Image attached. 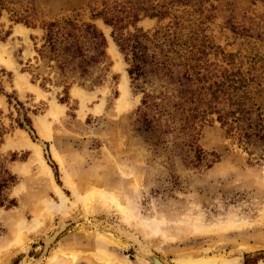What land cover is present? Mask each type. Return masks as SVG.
Instances as JSON below:
<instances>
[{"label":"rangeland","instance_id":"rangeland-1","mask_svg":"<svg viewBox=\"0 0 264 264\" xmlns=\"http://www.w3.org/2000/svg\"><path fill=\"white\" fill-rule=\"evenodd\" d=\"M198 1L174 3L168 17L141 18L135 27L153 32L172 26V32L178 22V36L200 59L196 70L240 75L264 112V0ZM101 2L0 0V170L13 178L1 193L0 216L17 217L27 227L20 234L17 223L0 219V264H41L56 247L66 252L53 264H103L91 251L141 264L139 243L166 264L185 255L264 264V156L227 136L216 115L183 131L184 115L172 103L163 106L162 117L142 107L143 94L131 85L111 27L94 17ZM63 20L91 24L105 39L103 62L84 77L61 72L49 50L41 49L43 24ZM109 39L121 65L107 53ZM122 70L127 87L121 100ZM159 86L145 88L155 96ZM24 138L39 147L64 204ZM60 220L67 227L47 247L44 240ZM33 221L44 223L37 236L28 233ZM24 238L29 243L20 250L17 241Z\"/></svg>","mask_w":264,"mask_h":264},{"label":"trees","instance_id":"trees-1","mask_svg":"<svg viewBox=\"0 0 264 264\" xmlns=\"http://www.w3.org/2000/svg\"><path fill=\"white\" fill-rule=\"evenodd\" d=\"M150 1L102 0L101 10L94 14L111 27V37L127 65L131 85L143 94L141 106L153 108L162 117L165 113L161 111L163 106L172 103V107L180 111V116L184 115L183 131H191L198 119L216 115L227 136L264 156V112L253 102L244 79L235 73L216 75L204 69L206 72L201 74L196 70L200 69V59L194 57L192 47L188 48L178 36V22L173 23L172 32V26L165 31L153 32L135 27L141 18L162 20L168 17L174 3L185 4L189 0L156 4ZM20 21L28 24L24 19ZM129 26L132 31H128ZM42 29L45 34L41 49L49 50L61 72L70 69L84 77L90 68L103 62L105 39L93 25L63 20L43 24ZM154 82L160 85L155 96L145 88L154 86ZM149 115L150 112L144 113L143 120ZM23 120L30 125L26 115ZM12 179L5 170H0V204L1 193Z\"/></svg>","mask_w":264,"mask_h":264},{"label":"bare ground","instance_id":"bare-ground-1","mask_svg":"<svg viewBox=\"0 0 264 264\" xmlns=\"http://www.w3.org/2000/svg\"><path fill=\"white\" fill-rule=\"evenodd\" d=\"M107 53L108 55L115 61V66H118V65H121V61H118L119 58H120V55L118 54L117 52V49L115 47V45L113 44V42L111 41V39H109V44H108V48H107ZM118 61V62H117ZM123 65V64H122ZM114 66V69L116 68ZM120 87L122 88V95L120 96V99L122 100V98L125 96V89L127 87V76H126V73L125 71L122 70V78H121V82H120ZM75 90V89H74ZM74 93L76 95L79 94V91H74ZM121 94V93H120ZM25 140V138H24ZM25 143H26V147H28L29 149H32L33 150V157H34V160L36 162H38V164H40L41 166V170L46 174L48 180H49V183L51 185V187L53 188V190L56 192L57 196L59 197V200H60V204H64L65 201H66V198L63 196V194L61 193L60 189L57 187V185L54 183L53 179H52V173H51V170L50 168L44 163L43 159L41 158V155H40V151H39V147H37L36 145H34L28 138H26L25 140ZM7 146H9V143L7 144ZM74 191V189H73ZM100 192V198L102 199L101 202H99V204L97 205V209L101 210L103 208H105V196L103 195V191H99ZM89 199V198H87ZM90 201V199H89ZM86 203V202H85ZM92 203V202H90ZM96 203V202H95ZM87 204V203H86ZM54 205V203H53ZM88 205V204H87ZM107 205V204H106ZM55 206H59V204L55 205ZM89 206V205H88ZM46 207V206H45ZM51 207V206H50ZM86 207V205H85ZM90 207V206H89ZM47 208V207H46ZM52 208V207H51ZM49 209V208H48ZM54 209V208H52ZM52 209L49 211L48 215H50V212L52 211ZM64 209V208H63ZM93 209V207H92ZM46 210V209H45ZM90 210V209H89ZM105 210V209H104ZM102 211V210H101ZM45 212V211H44ZM47 212V211H46ZM54 212V211H53ZM56 209H55V213H56ZM54 214V213H52ZM51 214V215H52ZM46 215V214H45ZM45 216V217H48ZM49 216V217H52V216ZM16 220L14 218H10V216L8 217V215H4V216H0V219L2 220H8V223L9 224H15L17 223V229L19 231V233L21 234V230H27V227L24 226V222L21 221V220H18L17 217H15ZM14 220V221H13ZM44 220V219H43ZM125 222L128 224V226H131V224H129V221L127 218H124ZM43 222V221H42ZM40 222H36V221H33L31 224H30V227L28 229V233H32L33 236H37L38 233H41L42 231H40V225L44 224H40ZM14 226V225H13ZM44 226V225H43ZM42 226V227H43ZM67 227L66 223H64L63 221L60 220L58 226L56 227V232L54 234V236L52 237H48L46 240H44L46 246L48 247L52 242L55 241L56 239V236L60 233H62L65 228ZM134 227H136L134 225ZM137 230V229H136ZM12 231L14 232V229H12ZM26 232V231H25ZM23 233V232H22ZM15 234V232H14ZM25 235V234H24ZM15 236V235H14ZM17 236V235H16ZM21 237H23L21 235ZM26 237V236H25ZM28 237V235H27ZM98 238L100 239H103L104 241L108 242V243H113V244H116L117 246H121V247H127L128 244H125V242L123 243L120 239L118 238H114L113 236L111 235H103V234H99L97 235ZM14 238V237H13ZM46 238V237H45ZM120 238V237H119ZM27 239V238H26ZM26 239L24 238V240H20L18 239L17 241V244L16 246H19L20 250H23L27 247L28 243H29V239L26 241ZM163 242V241H162ZM151 242H147V244H150ZM15 244V243H14ZM125 244V245H124ZM242 246V245H241ZM153 247V246H152ZM16 248V247H15ZM154 248V247H153ZM242 248V247H241ZM17 250V249H16ZM137 250V255H136V258L137 260L141 263V264H166L164 261H162L160 258L156 257L153 252L150 251V249H148V247L144 244H141L139 243L138 244V248L136 249ZM66 252V251H65ZM64 250H62L61 248L59 247H56L54 249H52L49 253V255L47 256V258H45V262L41 263V264H53V262L56 260V256L57 255H62V254H65ZM88 253V252H87ZM73 256L72 257V260L74 261L75 259V255L72 253ZM89 255L92 256V259L93 257L96 258L99 262H102L103 264H129L128 262H125V261H121V260H118L110 255H108L107 253H103V252H99V251H91L89 252ZM67 256V255H66ZM179 258V257H178ZM175 264H234V263H230L229 261H225L223 259H221V257L219 255H211V256H203V257H200L198 259H193L187 255H185L184 257L182 256L181 258L179 259H176L175 260Z\"/></svg>","mask_w":264,"mask_h":264}]
</instances>
